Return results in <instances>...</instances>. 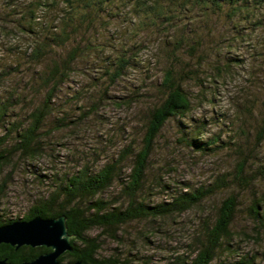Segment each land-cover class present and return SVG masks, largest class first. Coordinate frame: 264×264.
I'll list each match as a JSON object with an SVG mask.
<instances>
[{"label": "rangeland", "instance_id": "rangeland-1", "mask_svg": "<svg viewBox=\"0 0 264 264\" xmlns=\"http://www.w3.org/2000/svg\"><path fill=\"white\" fill-rule=\"evenodd\" d=\"M33 1L37 0H0V69L11 73L5 81L1 77L0 96L18 90L25 92L28 101L23 106L20 103L23 111L18 112L27 118L25 114L34 103L42 101L47 91L40 84L41 79L35 81L32 77H39L47 68L46 61L51 62L53 56H67L78 41L81 54L74 62V72L57 91L53 112L43 127L45 153L28 162L15 156L9 166L0 169V182L7 178L0 199V215L22 218L41 196L52 191L51 181L57 171L62 175L86 163L98 171L118 158L125 146L130 145L135 151L141 148L150 112L165 97L161 86L164 73L172 66L179 70L186 67L200 76L186 82L194 99L191 120L204 124L199 136L207 139L221 134V139L230 146L196 151L179 139L181 128L191 127L190 121L182 120L188 126L185 128L178 120L171 119L157 136L150 156L143 192L147 200L161 202L170 198L174 188H183L187 183L199 187L221 173L233 172L242 155L234 143L238 144L239 140L244 150L248 151L246 146L251 147L257 161L264 162V143L257 146L264 100V2L252 1L249 9L235 10L226 2L218 7L210 2L187 5L183 0H148L142 6L139 0H112L94 24L85 21L62 46L60 42L54 44L46 61L35 64L31 51L25 50L46 34L37 38L32 33V40L28 33L18 31L9 36L2 30L15 22L11 19L12 11L19 12ZM49 17L52 15L43 14L42 10L39 20L48 21ZM2 22L7 25H1ZM53 30V33L59 32L55 27ZM180 37L184 43L179 50L175 42ZM175 54L181 63H175ZM129 55L132 66L112 81L111 63ZM224 64L230 65L229 70L222 69ZM218 68L223 74H218ZM98 98L101 100L95 101ZM95 102L100 103L90 109ZM248 102H256V109L241 112L243 104ZM18 107L17 103L15 108ZM65 113L73 121L57 120ZM256 159L250 160L246 172L258 168ZM132 161L133 157L129 156L121 164L124 176L131 172ZM258 176L252 190L264 195V172ZM249 190L242 192L247 202L252 195ZM121 191L122 181L115 180L103 197L113 199ZM227 194L229 191L221 190L182 214L156 221L153 228L158 230L149 233L147 241L142 237L143 231L149 230L144 221L127 224L118 239L94 228L90 235L101 234L103 244L98 256L119 255L124 259L133 253L140 260L149 258L150 264H166L173 254L191 250L204 219L215 216L221 199ZM233 229L238 233L235 244L239 252L256 254V263L264 264V233L252 239L240 235L248 229L254 230L253 223L241 211ZM236 258L239 257L232 260ZM139 259L133 260V264H144ZM221 262L218 259L213 264Z\"/></svg>", "mask_w": 264, "mask_h": 264}, {"label": "trees", "instance_id": "trees-1", "mask_svg": "<svg viewBox=\"0 0 264 264\" xmlns=\"http://www.w3.org/2000/svg\"><path fill=\"white\" fill-rule=\"evenodd\" d=\"M110 1L112 0L33 1L27 8H23L19 12L16 9L12 11L11 15L14 17L11 19H14L13 22H15L9 26L11 28L7 27V23L2 22L1 25H7L2 30H5L9 36L14 32L18 33V31L28 33L32 40L34 39L32 33L37 38H39L38 35L45 33L46 35L42 40L36 41V44L31 43L30 48L25 50L31 51L29 53L33 58L32 62L41 64L47 60L46 57L53 51L54 44L58 45L60 42L59 45L62 46L76 29H80L81 25L87 23L85 21L94 24L95 19L106 10L105 7ZM147 1L139 0L142 6H145ZM252 1L264 2V0H183L187 5L210 2L218 7L222 5L221 3L226 2L229 7L235 10L249 9L253 4ZM253 7L254 5L250 9L251 11H253ZM154 9H158V6L155 5ZM42 10L43 14L47 15L49 12L52 15L49 17L50 20H39ZM54 27L59 29L58 33L52 32ZM80 43L78 41V44L68 51L67 56H59L58 58L53 56L51 62L46 61V70L40 73L39 77H32L35 81L41 79L40 84L46 86L47 91L42 101L34 103L31 110L25 112L27 118L18 112L23 111V109L20 110L21 105L23 106L28 101L25 92L18 90L0 96L1 170L9 166L15 156L18 160L22 159L28 162L34 161L45 153L46 146L44 145L42 130L47 118L53 112L57 91L74 72V62L81 54ZM183 43V37H180L176 40L175 47L180 50ZM174 57L176 58L175 63L182 62L180 58L177 59L178 54H175ZM111 64L113 69L110 77L112 81H115L123 76L128 67L132 66V58L130 55L120 56L117 61ZM189 64L190 62H187V65ZM229 66L224 64L221 67L223 70H229ZM222 69L218 68V74H223ZM188 70L186 67L179 70L172 66L164 73L161 86L163 92H166L165 97L160 103L153 106L150 112L141 148L135 151L132 146H125L118 158L112 159L98 171L92 169L88 163L75 171H65L62 175L57 171L51 181L53 186L51 192L41 196L22 218L12 219L0 215V225L30 220L36 216L54 218L63 215L66 217L68 232L72 236L73 250L66 251L60 256L61 264H71L75 261H81V264H133V260L139 259L138 255L133 256V253L124 259L119 255L99 257V251L103 245L101 234L92 236L90 231L99 228L102 232L118 239L127 224L134 221H144L149 230L143 231L142 237L147 241L149 239L148 234L158 230L156 227L153 228L156 221L182 214L224 190L229 191V194L221 199L215 216L204 219L200 230L195 234V242L191 250L183 254H173L167 259L166 264H213L218 259L222 260L221 264H257L256 254L239 252L240 248L238 244H235L238 233L233 229L238 211H241L246 219L253 223L255 232L253 229H248L240 235L252 239L258 238L264 233V195L252 190L256 181L259 180V173L264 172V162H261L262 160L257 161V156L255 158L251 147L246 146L248 151L244 150L245 148L240 145L242 140H239L238 144L234 142L239 147L237 151L241 152L242 155L239 157L235 168L231 170L233 172L221 173L215 180L199 187H191L187 183L183 188L180 186L177 189L174 188L170 198H165L161 202L148 201L143 195L154 143L171 119L178 120L181 127L185 126V128L188 126L182 120L188 119L190 121L191 127L186 130L181 128L179 139L181 143L196 151H214L216 148L218 150L223 148L221 146L226 144L230 146L227 141L221 139V134L207 139L199 136L204 124L192 122L191 113L194 110V99L186 87V82L190 79L197 80L200 76L196 71L193 70L194 73H191ZM9 75H11L9 70L2 71L0 69L1 82L2 79L5 81ZM100 100L101 98H98L95 101ZM17 103L19 107L15 108ZM99 103H93L94 107L90 109H95ZM256 107V102L244 103L241 112H251ZM261 116V128L257 133V146L259 143H264V100L261 106ZM67 119L73 121L74 118L66 113L61 118H57L61 122ZM241 131L245 133V130L241 129ZM129 156L133 157L132 170L127 176H124L121 164ZM252 158L256 159L259 166L248 173L246 167ZM115 180L122 181V191L113 199H105L103 193L113 185ZM6 185L7 178H3L0 182V199ZM250 188L252 195L250 201L247 202L242 192L248 191ZM241 205L245 206L241 207ZM50 250L51 248L47 246L32 247L29 245H23L17 249L8 243H1L0 258L7 259L12 263H20L25 260H32ZM235 257L239 258L232 260ZM140 261L144 264L151 263L149 258L147 260L143 258Z\"/></svg>", "mask_w": 264, "mask_h": 264}, {"label": "water", "instance_id": "water-1", "mask_svg": "<svg viewBox=\"0 0 264 264\" xmlns=\"http://www.w3.org/2000/svg\"><path fill=\"white\" fill-rule=\"evenodd\" d=\"M1 243H8L17 249L29 245L47 246L51 250L20 263H12L0 258V264H61L60 256L66 251L73 250L72 236L68 232L66 217L63 215L54 218L36 216L30 220L0 225ZM71 264H81V261Z\"/></svg>", "mask_w": 264, "mask_h": 264}]
</instances>
